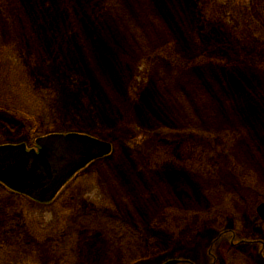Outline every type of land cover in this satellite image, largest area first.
<instances>
[{
    "label": "rangeland",
    "instance_id": "rangeland-1",
    "mask_svg": "<svg viewBox=\"0 0 264 264\" xmlns=\"http://www.w3.org/2000/svg\"><path fill=\"white\" fill-rule=\"evenodd\" d=\"M105 3L93 47L55 55L66 76L0 49V144L70 132L112 147L52 207L0 191V230H22L0 264H67L74 248L75 264H121L85 217L141 221L122 196L146 212L154 191L152 237L172 246L133 264H226L232 247L264 264V0Z\"/></svg>",
    "mask_w": 264,
    "mask_h": 264
},
{
    "label": "trees",
    "instance_id": "trees-1",
    "mask_svg": "<svg viewBox=\"0 0 264 264\" xmlns=\"http://www.w3.org/2000/svg\"><path fill=\"white\" fill-rule=\"evenodd\" d=\"M105 2L106 0H90V2L87 0H68V2L64 1V3H58L56 0H0V49L14 47L19 56L28 62L27 65H32L31 63H33L32 66L37 67L38 63H41L47 68L52 67L60 71L61 59L59 60L60 64L58 60L54 59L57 53L58 57H61L59 54L74 53L76 49H81L80 52L83 53L95 44L97 35L95 33L101 27L99 21L103 19V16L109 10L108 5V10L105 12ZM25 52L28 53L29 57L25 55ZM59 73L66 76V73L62 70ZM41 94L43 95V90ZM62 123L67 129L69 126L67 123H71V121L62 120ZM30 130L37 132L38 129L35 124H32ZM149 190H154V187L149 188ZM166 192L170 193L171 190H166ZM150 194L154 198L149 201L150 206L146 212L142 206V202L146 200L138 196V194L129 195L128 192L122 196L124 198L121 202L122 207H126L129 201L131 205L141 202L140 212L143 213L142 219L140 221L134 218V221L131 220L133 224L130 221L116 223V220L119 219L113 220V217L106 215H98V217L93 219L85 217V219L89 220L87 222L92 223L93 221L92 224L96 225V231L102 234L103 240V233L105 234L106 242L104 244L106 245L104 246L106 247L105 249L103 246L96 247L99 252L103 250L109 251L112 256H115V261L118 260L121 264H133L137 260L149 257L150 251H161L163 248L169 249L172 246L169 242L155 241L154 237H152V219L155 212H159L160 205L158 200L160 199L156 195V191ZM79 215L78 221L82 222V217L79 218ZM138 215L140 214L138 213ZM82 224H77L71 229L79 230L78 228ZM99 228H102L103 233ZM3 229L0 230L2 235L0 239V254L19 249L18 241L22 235V230L16 235L15 231L11 232L9 228L2 232ZM69 229L70 224L68 223L65 226L64 234L56 236L53 243L56 245L55 249L61 247L60 236L65 235V232ZM240 232H245V229ZM229 251L231 253L227 255L228 257L230 256L229 258L226 257V264H255L252 255H244L234 247L230 248ZM70 252L72 253V260L65 259L67 264L78 263V260H80L78 249L74 248ZM31 264L36 263L32 262Z\"/></svg>",
    "mask_w": 264,
    "mask_h": 264
},
{
    "label": "water",
    "instance_id": "water-1",
    "mask_svg": "<svg viewBox=\"0 0 264 264\" xmlns=\"http://www.w3.org/2000/svg\"><path fill=\"white\" fill-rule=\"evenodd\" d=\"M36 143L41 147L38 155L26 153L23 144L0 145V181L11 189L27 193V189L38 187L35 185L37 182L33 181L35 178L41 180L46 175L50 181L54 176V181L51 182L54 186L49 189L50 195L43 197L47 200H51L79 169L111 152L110 143L79 133L52 134L37 139ZM49 181L42 179L40 187ZM256 211L264 221V202L257 206ZM166 264H176V261Z\"/></svg>",
    "mask_w": 264,
    "mask_h": 264
},
{
    "label": "flooded vegetation",
    "instance_id": "flooded-vegetation-1",
    "mask_svg": "<svg viewBox=\"0 0 264 264\" xmlns=\"http://www.w3.org/2000/svg\"><path fill=\"white\" fill-rule=\"evenodd\" d=\"M18 144V143H17ZM16 144V145H17ZM21 143H19L18 145H20ZM15 145V144H12ZM24 145V150L26 153H31L32 155H38L39 150L41 149V147L36 143L35 141V146L33 147H28L26 144ZM87 167V166H86ZM84 169V168H83ZM78 174V173H77ZM77 174L74 175L72 178L68 179L63 185L62 187L56 192V195L51 199V200H47V199H43V197H48L49 194V189L54 186L53 183H51L52 181H54V176L50 179L46 177V175H43L41 177V180H38L37 178H35L33 180V178H31L33 181H36L37 183H35L36 186H38L36 189H27L26 192H20L18 190H14L9 188V186H7L6 184H4L2 181H0V191H3L4 193H8L10 196L16 198L19 202V204H21L22 201H26L28 203L32 202L35 203L38 206L41 207H52L55 205V203L58 200H64V198L66 197V188L67 186L71 183H75L77 181ZM46 178V179H44ZM43 181L47 182L49 181L45 186H42L41 184L43 183ZM47 180V181H46ZM42 190V191H41ZM82 196V195H81ZM80 196V197H81ZM69 200H72L70 198H68ZM64 225L61 227L63 228ZM49 235H47L48 237Z\"/></svg>",
    "mask_w": 264,
    "mask_h": 264
}]
</instances>
